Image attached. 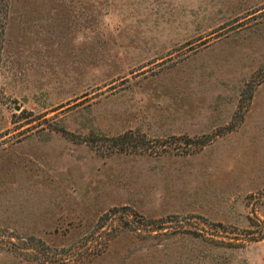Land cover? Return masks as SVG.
Returning a JSON list of instances; mask_svg holds the SVG:
<instances>
[{
  "label": "rangeland",
  "instance_id": "1",
  "mask_svg": "<svg viewBox=\"0 0 264 264\" xmlns=\"http://www.w3.org/2000/svg\"><path fill=\"white\" fill-rule=\"evenodd\" d=\"M263 65L264 0H9L0 264H264Z\"/></svg>",
  "mask_w": 264,
  "mask_h": 264
},
{
  "label": "trees",
  "instance_id": "2",
  "mask_svg": "<svg viewBox=\"0 0 264 264\" xmlns=\"http://www.w3.org/2000/svg\"><path fill=\"white\" fill-rule=\"evenodd\" d=\"M9 7V0H0V52L3 45V39H4V28H5V22L7 18V11ZM264 69L261 67V70ZM260 79L257 80L256 84H259ZM248 84H245V87L241 91V96L244 94ZM232 128H228L230 130ZM217 135V134H216ZM170 140H176V139H184V144H188L191 141V138L183 135V136H169ZM101 139L107 142V147L109 148V152H125V153H142L148 151L149 153H154L159 147H162L163 144H152L151 145H145V136L143 134H140L135 131L126 130L119 134H116L111 137L107 136H101ZM209 136L202 135L200 138H197V140L193 141L196 144V148H201L204 144L208 143ZM157 142H162L161 139L155 140ZM106 145V144H105ZM106 147V146H105ZM161 149V148H160ZM186 151V150H184ZM114 209L108 210L106 213H104L98 221V224H101V221L104 220L110 213H112ZM219 225V224H218ZM26 249H29L28 255L31 257H34L35 259H39L40 261L51 263V264H57L60 263L59 261L63 262V259L56 258L57 254L52 253L49 250V247H47L43 242L40 240H36V243L34 241H29L28 246ZM26 255V254H25Z\"/></svg>",
  "mask_w": 264,
  "mask_h": 264
}]
</instances>
